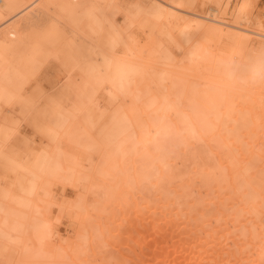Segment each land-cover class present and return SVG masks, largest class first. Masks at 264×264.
<instances>
[{
	"label": "bare ground",
	"instance_id": "bare-ground-1",
	"mask_svg": "<svg viewBox=\"0 0 264 264\" xmlns=\"http://www.w3.org/2000/svg\"><path fill=\"white\" fill-rule=\"evenodd\" d=\"M0 264H264V0H0Z\"/></svg>",
	"mask_w": 264,
	"mask_h": 264
}]
</instances>
